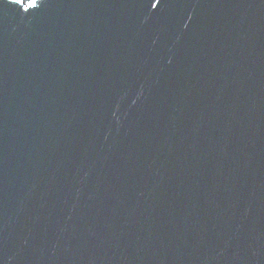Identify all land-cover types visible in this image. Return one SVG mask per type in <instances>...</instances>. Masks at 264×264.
Wrapping results in <instances>:
<instances>
[{
  "label": "water",
  "instance_id": "1",
  "mask_svg": "<svg viewBox=\"0 0 264 264\" xmlns=\"http://www.w3.org/2000/svg\"><path fill=\"white\" fill-rule=\"evenodd\" d=\"M0 264H264V0H0Z\"/></svg>",
  "mask_w": 264,
  "mask_h": 264
},
{
  "label": "snow or ice",
  "instance_id": "2",
  "mask_svg": "<svg viewBox=\"0 0 264 264\" xmlns=\"http://www.w3.org/2000/svg\"><path fill=\"white\" fill-rule=\"evenodd\" d=\"M35 2V0H33V3Z\"/></svg>",
  "mask_w": 264,
  "mask_h": 264
}]
</instances>
